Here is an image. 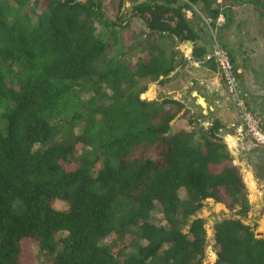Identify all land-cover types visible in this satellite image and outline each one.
Listing matches in <instances>:
<instances>
[{
    "label": "trees",
    "instance_id": "16d2710c",
    "mask_svg": "<svg viewBox=\"0 0 264 264\" xmlns=\"http://www.w3.org/2000/svg\"><path fill=\"white\" fill-rule=\"evenodd\" d=\"M124 1L114 2L116 20ZM198 2L223 27L235 6L264 11V0H144L132 14L148 36L194 42L185 10ZM96 23L112 34L119 25L104 0H0V264H24L28 239L49 264H203L205 221L195 214L208 198L239 216L215 222L214 264H264V237L241 220L251 204L221 122L195 126L181 101L139 97V79L166 82L176 53L148 44L123 65L106 57ZM178 118L186 127L173 130Z\"/></svg>",
    "mask_w": 264,
    "mask_h": 264
},
{
    "label": "rangeland",
    "instance_id": "374dc122",
    "mask_svg": "<svg viewBox=\"0 0 264 264\" xmlns=\"http://www.w3.org/2000/svg\"><path fill=\"white\" fill-rule=\"evenodd\" d=\"M144 0H125L121 7V19L116 20V5L115 0H104V14L110 22H118L113 25L112 29H115V34H112L110 29L103 28L100 24L96 23L97 33L103 36L106 41L107 50L106 57H114L119 63L126 66H133L140 59L146 57L149 53L148 44H152L156 47L163 49L167 56L175 54V60H179L178 50L176 46L179 44L181 50H191L190 45L186 46L185 42H178L174 37L166 35H146L147 28L144 22L132 14V7L138 2ZM182 5L186 0H178ZM188 12L191 13L190 20L198 31V26L203 28L201 32L204 36V53L202 58L209 55L212 51L213 44L219 43L226 48L230 57L237 69L239 70L240 86L248 94V104L252 112L256 114L259 121L264 128V11L259 6H253L250 4H244L235 6L232 13V21L228 27L222 26V17L220 20H216L213 25L206 17L205 11L200 2L192 4ZM187 11H185V16ZM198 43V41H197ZM193 45V42H192ZM178 51V52H177ZM199 57V56H192ZM202 63V62H201ZM192 69V68H191ZM212 73L216 75V79L219 81L217 95L220 100L229 102L236 110V113L240 120L241 118L234 106V103L230 101L229 96L225 91L222 77L215 65L210 68ZM177 74L175 79L170 73L167 77L168 80L162 84L157 81H146L145 79H139L137 89L146 83L147 89L144 91V99H162L164 97L178 98L176 93L171 90L182 89V99L185 101L189 97V86L183 87L185 78L191 75L190 68H182ZM136 89V90H137ZM155 89V93L153 90ZM190 99V103L193 102ZM186 106V105H185ZM192 108L194 111L191 112ZM190 112L193 114V118L196 119L195 126L203 125V111L198 103L190 105ZM207 113V112H206ZM216 120L214 113L209 115L206 119L210 123ZM208 125V126H209ZM172 129L177 130L182 127H186V119L178 118L174 120ZM231 128V127H230ZM226 129V128H222ZM77 130V129H75ZM231 132H224L221 136L227 145L228 150L233 155V159L236 165L239 166L242 173L243 180L247 189V196L251 204V208L247 215L241 220L253 227L256 233H260L264 237V145H257L251 142L248 136L240 131L238 138H231ZM230 138V139H229ZM233 142V143H232ZM77 144V149L79 148ZM249 172V173H248ZM250 176V182L247 176ZM251 183V184H250ZM183 196V192H180ZM54 207L58 209H65L66 203L62 200H57L54 203ZM197 217H201L205 221L206 239L207 244L205 248V258L203 264H214L216 259V251L218 245L214 235V224L224 218H238L235 209L227 208L225 202H215L213 199L208 198L204 200L203 206L195 214ZM155 222L160 223V213L155 211L152 215ZM160 220V221H159ZM60 235H63L61 233ZM111 241V239H107ZM128 242L136 245L143 241L137 240L134 234L127 236ZM22 260L24 264H49L52 254L48 252L39 251L37 245L33 240L28 239L23 243Z\"/></svg>",
    "mask_w": 264,
    "mask_h": 264
},
{
    "label": "crops",
    "instance_id": "0c3cea01",
    "mask_svg": "<svg viewBox=\"0 0 264 264\" xmlns=\"http://www.w3.org/2000/svg\"><path fill=\"white\" fill-rule=\"evenodd\" d=\"M187 11V10H185ZM191 13L187 11L186 13V19L189 21V24L192 26V28L197 33V38L193 42L192 46L196 47H204V36H202L201 32H203V28L201 26H198V31L196 30V27L193 23L190 22L192 19L190 17ZM220 20V17L218 18ZM223 22V19L221 23ZM177 40L176 38H174ZM198 41V43H197ZM176 49L179 51V60L181 63L175 66L174 70L171 72V76L174 78L177 76V74L182 68H190L191 75L187 78H185L184 81H180L183 83V87L189 86V97L185 101L182 99V89L180 90H171L176 93V96L178 98H175L182 103L186 105L187 108H190V105L192 106L193 103H198V98L196 95H202L206 94L207 98L205 99L206 107L203 108L200 106L201 110L203 111L204 115L209 114L212 115L214 113L215 119L219 120L221 124L223 125V128H226V132H231L230 137L231 138H238L240 135V120L236 113L235 108L233 105H231L229 102L221 101L218 95L216 94L219 88L217 85H219V81L215 78L216 75L212 73L211 69L212 66H210L207 62V56L202 58V56L199 57H192V49L191 50H181V46L178 44L176 46ZM180 61H177L180 62ZM202 62V63H201ZM192 68V69H191ZM179 78L176 77L175 79ZM218 88V89H217ZM153 93H155V89L153 90ZM196 93V94H195ZM190 99H193L194 101L190 103ZM231 101V100H230ZM191 109V112L193 113V109ZM207 112V113H206ZM203 115V116H204ZM231 127V128H230Z\"/></svg>",
    "mask_w": 264,
    "mask_h": 264
},
{
    "label": "built area",
    "instance_id": "2783aa9c",
    "mask_svg": "<svg viewBox=\"0 0 264 264\" xmlns=\"http://www.w3.org/2000/svg\"><path fill=\"white\" fill-rule=\"evenodd\" d=\"M207 58L214 62L220 72L225 91L240 115L241 129L251 142L264 145V128L249 107L248 94L240 86L239 70L234 67L228 51L215 42Z\"/></svg>",
    "mask_w": 264,
    "mask_h": 264
},
{
    "label": "water",
    "instance_id": "95a60500",
    "mask_svg": "<svg viewBox=\"0 0 264 264\" xmlns=\"http://www.w3.org/2000/svg\"><path fill=\"white\" fill-rule=\"evenodd\" d=\"M185 44H186V46L190 45L192 47V42L190 40H186L185 41ZM144 96H145V93L144 92L140 93V95H139L140 99H144ZM196 96L198 98V101H199L200 106H202L203 108H205L206 107L205 99L207 98L206 94L196 95ZM208 118H209V114H205L203 116V118H202L203 119L204 128H207L208 125H209V122L206 121V119H208ZM224 132H226L225 129H220L219 130V135H222ZM256 236H261V234L260 233H256Z\"/></svg>",
    "mask_w": 264,
    "mask_h": 264
},
{
    "label": "bare ground",
    "instance_id": "6f19581e",
    "mask_svg": "<svg viewBox=\"0 0 264 264\" xmlns=\"http://www.w3.org/2000/svg\"><path fill=\"white\" fill-rule=\"evenodd\" d=\"M230 139V138H229ZM233 143V142H232ZM249 173V172H248ZM247 176V179H248V181L250 182V176L249 175H246ZM251 184V183H250Z\"/></svg>",
    "mask_w": 264,
    "mask_h": 264
}]
</instances>
